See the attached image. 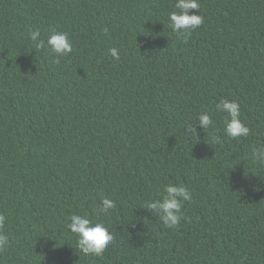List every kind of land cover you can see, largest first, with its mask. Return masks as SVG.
<instances>
[{
  "label": "trees",
  "instance_id": "1",
  "mask_svg": "<svg viewBox=\"0 0 264 264\" xmlns=\"http://www.w3.org/2000/svg\"><path fill=\"white\" fill-rule=\"evenodd\" d=\"M175 3L0 0V264H264V0H199L186 38ZM34 30L73 51L57 63ZM221 98L249 136L226 135ZM168 184L192 197L176 228L147 207ZM72 214L109 228L101 256L79 251Z\"/></svg>",
  "mask_w": 264,
  "mask_h": 264
},
{
  "label": "clouds",
  "instance_id": "2",
  "mask_svg": "<svg viewBox=\"0 0 264 264\" xmlns=\"http://www.w3.org/2000/svg\"><path fill=\"white\" fill-rule=\"evenodd\" d=\"M175 8L177 11H173L169 15L170 27L178 36H185L186 38V34H190L192 30L203 23V16L200 13L192 12V10L199 12V0H176ZM104 31L107 34L108 29H104ZM30 38L33 42H36L37 49L45 48V46L50 48L52 53L57 56V63L59 62L58 57L66 56L73 51V44L68 34L64 32L53 30L45 42L40 39L39 30H34L30 32ZM108 51L112 57L119 59L118 49L111 48ZM216 110L227 114L224 118L227 136L237 139L250 135L249 127L240 119V106L236 101L221 98L219 103L216 104ZM196 124L206 131L212 125V118L208 114L202 113L199 115ZM185 131L186 134L197 137V130L193 124L187 125ZM252 158L264 162V148H253ZM191 198V193L185 186L168 184L164 187L161 199L150 201L147 207L158 212L167 227L176 228L182 219L183 201H190ZM115 206L113 200L103 198L99 211L107 213ZM69 220L70 222L67 223L66 227L77 236V248L84 256H101L114 239L104 223L93 222L87 214H72ZM5 223L6 217L0 214V251H3L9 245L8 237L3 232Z\"/></svg>",
  "mask_w": 264,
  "mask_h": 264
}]
</instances>
